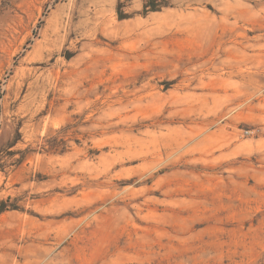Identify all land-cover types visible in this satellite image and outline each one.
Here are the masks:
<instances>
[{
  "label": "rangeland",
  "instance_id": "obj_1",
  "mask_svg": "<svg viewBox=\"0 0 264 264\" xmlns=\"http://www.w3.org/2000/svg\"><path fill=\"white\" fill-rule=\"evenodd\" d=\"M158 2L0 0V264H264V0Z\"/></svg>",
  "mask_w": 264,
  "mask_h": 264
},
{
  "label": "trees",
  "instance_id": "obj_2",
  "mask_svg": "<svg viewBox=\"0 0 264 264\" xmlns=\"http://www.w3.org/2000/svg\"><path fill=\"white\" fill-rule=\"evenodd\" d=\"M143 6H144V11L145 12H148V11L156 12V11H159L160 8L166 7L167 4L160 5L158 0H144V5ZM120 18L121 19H125V18H123L121 16H120Z\"/></svg>",
  "mask_w": 264,
  "mask_h": 264
}]
</instances>
